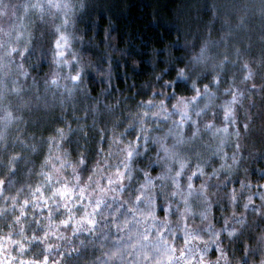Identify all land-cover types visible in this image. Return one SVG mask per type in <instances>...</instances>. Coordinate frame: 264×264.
Wrapping results in <instances>:
<instances>
[{
	"label": "clouds",
	"instance_id": "clouds-1",
	"mask_svg": "<svg viewBox=\"0 0 264 264\" xmlns=\"http://www.w3.org/2000/svg\"><path fill=\"white\" fill-rule=\"evenodd\" d=\"M0 264H264V0H0Z\"/></svg>",
	"mask_w": 264,
	"mask_h": 264
}]
</instances>
